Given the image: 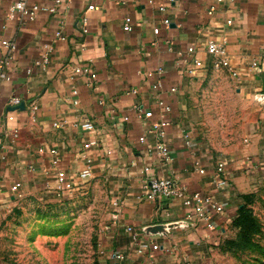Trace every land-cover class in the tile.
I'll return each instance as SVG.
<instances>
[{"label":"crops","instance_id":"0c3cea01","mask_svg":"<svg viewBox=\"0 0 264 264\" xmlns=\"http://www.w3.org/2000/svg\"><path fill=\"white\" fill-rule=\"evenodd\" d=\"M16 1L0 0V39L18 46L12 80L0 85V211L17 201L12 192L16 183H21L22 197L32 193L54 196L56 171L72 177L91 158L92 181L108 191L106 264H119L115 255L120 252L129 261L149 260L136 255L128 228L140 235L141 244L169 247L170 252L149 250L160 264H207L216 241L236 217L242 195L264 175V124L245 148V160L214 155L199 129L195 103L196 88L212 70L189 77L186 69L193 59L208 67V41L225 42L238 72L233 78L237 90L264 97V0H63L55 14L41 13L33 22L20 14L9 17ZM34 2L54 5V0H28ZM212 6L216 10L210 15ZM83 18L88 23L87 35L81 33ZM127 18L132 19L128 32L124 30ZM190 48L196 53L189 55ZM3 55L0 47V61ZM254 61L259 63L256 68ZM86 65H91L95 79L75 73ZM74 93L79 100L76 107L71 103ZM13 96L20 97L23 106L10 107ZM159 102L167 103L171 112L165 114ZM33 104L36 111L31 109ZM135 107L153 116L139 119ZM125 116L130 120L124 121ZM164 118L170 123L164 139L147 133V126ZM15 128L19 138L12 140L9 134ZM185 133L191 135V147L185 144ZM161 140L170 149L168 162L156 151ZM90 141L96 145L86 148ZM53 150L56 155L51 154ZM55 157L60 159L58 167L52 164ZM219 158L227 163L229 189L220 188L215 177ZM196 161L205 169L204 175ZM146 168H150L148 173ZM150 176L174 178L191 191L225 203L227 211L209 230L196 217L188 218L193 211L178 201L163 203L167 206L161 209L139 200ZM115 201H119L118 209L112 205ZM176 224L168 234L152 233L157 226Z\"/></svg>","mask_w":264,"mask_h":264},{"label":"rangeland","instance_id":"374dc122","mask_svg":"<svg viewBox=\"0 0 264 264\" xmlns=\"http://www.w3.org/2000/svg\"><path fill=\"white\" fill-rule=\"evenodd\" d=\"M195 103L213 154L245 160V148L262 131L264 97L245 95L225 71H212L196 88ZM107 193L91 181L64 200L32 193L13 202L0 211V264H106ZM244 197L243 222L221 234L207 264H264V175Z\"/></svg>","mask_w":264,"mask_h":264},{"label":"built area","instance_id":"2783aa9c","mask_svg":"<svg viewBox=\"0 0 264 264\" xmlns=\"http://www.w3.org/2000/svg\"><path fill=\"white\" fill-rule=\"evenodd\" d=\"M176 0H169L170 3H175ZM224 0H217V3H223ZM63 0H54V5L52 7L42 6L36 2L29 4L28 0H18L9 8V17L14 19L17 14H20L22 17L27 19L30 22L35 21L38 18V15L41 13L47 14H55L58 11V8L62 5ZM150 3L152 1L150 0ZM216 10L215 6L210 8L209 14L212 15ZM170 21L165 20L164 24L169 25ZM87 19H82L81 33L83 35L88 34L87 28ZM124 30L126 32L132 30V19L127 18L124 25ZM160 30L155 29L154 33L159 34ZM58 38L64 39L60 32L56 33ZM0 47L4 50L3 58L0 61V85L3 83H10L12 80L11 68L13 62L15 60V55L18 50V46L14 41L9 39H0ZM206 52L210 57V64L207 65L201 61L200 59H193L187 65L186 74L189 77H195L197 72L200 70H212V71H225L232 78L238 77V72L233 68L231 57L226 46L225 42H219L215 39H211L208 41L206 45ZM196 53L195 48H190L188 50L189 55H193ZM48 59H45V63H47ZM258 61H254L252 66L254 68L258 67ZM159 74H162L164 71L162 68L157 70ZM28 74L32 73V69L27 70ZM75 73L83 76H90L92 79L96 78V75L92 72L91 65H86L82 67H78L75 69ZM157 87H160L158 85ZM175 91V90H173ZM132 94H137V91H132ZM23 103L22 99L17 96H13L8 105L10 107H18ZM71 103L73 106L79 105V100L77 98V94L74 93L73 99H71ZM100 104L103 105V102L100 101ZM159 106L162 108L165 114H169L171 112V107L165 102H159ZM32 111L37 110V105L33 104L31 107ZM135 115L144 121H147L153 116L151 111H144L140 107H135L134 109ZM14 117L10 116L9 121H13ZM130 117L125 116L124 121H129ZM169 121L167 119H162V121L155 123L153 125L147 126V133H156L160 139H164L166 137V128L169 126ZM9 137L12 140H17L19 138V130L17 128L13 129L12 133L9 134ZM185 140V144L187 147H191V135L189 133H185L183 135ZM96 145L95 141H90L86 144V148H90ZM156 151L159 157L168 162L171 160V153L168 145L162 140L156 145ZM51 154L56 155L57 152L55 150L51 151ZM111 154V152H109ZM54 167H58L60 164V159L55 157L52 161ZM195 166L201 175L205 174V169L202 168L200 161L195 162ZM226 160L224 158H219L217 160L215 166V177L217 179L218 186L223 189H229L231 185L229 184L226 176ZM150 168H146L145 172L148 173ZM94 178L93 172V160L91 158H87L85 162L84 168L77 173L76 175L69 177L64 171L57 170L55 173V182H54V196L59 200H64L70 198L74 194L81 193L85 190L86 184L91 182ZM21 189V183L18 182L12 187V192L14 198L19 200L22 198L19 190ZM139 200L142 201H150L161 206V209H165L167 205H163V203L178 201L182 203V205L193 211V213L188 214V218L192 216L196 217V219L205 225V227L209 230L215 229L216 219L219 216L225 215L227 211V206L225 203H222L216 200L211 195H206L201 192L191 191L186 185H182L174 178H158L150 176L147 180L146 184L143 187L142 194L138 197ZM115 209L119 208V201H115L113 204ZM169 228V227H168ZM172 228L167 229L165 234H168ZM128 232L131 234L132 241L135 245V252L138 258L147 257L149 260L146 262L139 261H129L125 253H117L115 255L119 264H160L156 262L153 258V255L150 253V249L154 252H158L160 250L165 252H170L169 247L165 249V247H161L158 244H148L144 245L140 242V235L136 233L133 228H128ZM105 255V250H102V255Z\"/></svg>","mask_w":264,"mask_h":264},{"label":"trees","instance_id":"16d2710c","mask_svg":"<svg viewBox=\"0 0 264 264\" xmlns=\"http://www.w3.org/2000/svg\"><path fill=\"white\" fill-rule=\"evenodd\" d=\"M242 200H244L245 201V197H244V195H242ZM245 208H246V204H242L240 207H239V210H238V213H239V217L237 218V217H235L234 219H233V225H237V224H239L240 222H243L242 221V217H240L241 216V214H242V212L245 210ZM237 213V214H238ZM237 218V219H236Z\"/></svg>","mask_w":264,"mask_h":264},{"label":"water","instance_id":"95a60500","mask_svg":"<svg viewBox=\"0 0 264 264\" xmlns=\"http://www.w3.org/2000/svg\"><path fill=\"white\" fill-rule=\"evenodd\" d=\"M21 106H23V103L21 104ZM176 226H178V225L176 224V225H169V226H167V225H161L159 227L157 226V227H155L156 228L155 231H152V233H155V234H158V233H166L167 232V229L174 228Z\"/></svg>","mask_w":264,"mask_h":264}]
</instances>
